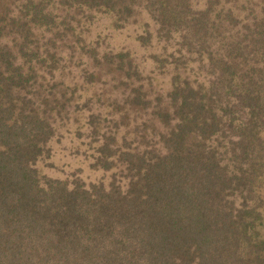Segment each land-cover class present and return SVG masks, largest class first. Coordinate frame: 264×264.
Returning a JSON list of instances; mask_svg holds the SVG:
<instances>
[{
    "label": "trees",
    "instance_id": "trees-1",
    "mask_svg": "<svg viewBox=\"0 0 264 264\" xmlns=\"http://www.w3.org/2000/svg\"><path fill=\"white\" fill-rule=\"evenodd\" d=\"M4 1L0 264H264V0ZM143 13L138 42L159 38L151 70L171 73L166 94L145 91L155 75L141 77L126 46L102 49ZM89 63L135 78L121 81L138 110L128 129L127 110L108 119L75 100L103 175L71 183L40 163L53 112L96 81Z\"/></svg>",
    "mask_w": 264,
    "mask_h": 264
},
{
    "label": "rangeland",
    "instance_id": "rangeland-1",
    "mask_svg": "<svg viewBox=\"0 0 264 264\" xmlns=\"http://www.w3.org/2000/svg\"><path fill=\"white\" fill-rule=\"evenodd\" d=\"M256 1L257 0H255V2ZM5 3L6 1L0 0V10L7 6V3ZM138 16L142 19L137 23L135 22L136 24L132 23L127 26L125 30L120 32L112 31L113 35H110L109 38L105 40H101V43L102 49L107 48L110 45L117 51L121 46H126L132 53L137 54V56H134V62L138 65L139 70L142 73L141 77L145 76L144 78H146L148 75L153 74L151 69L154 66V62L151 55L160 54L162 48L159 44V38L155 35L152 36V43H148L146 47H140L138 36L147 28L146 21H149V16L146 13H143L142 16ZM101 22L102 25L99 27L95 26L96 33L92 35L90 40H92V38L97 39L98 34H104L106 32L104 31V25H109L110 21L104 19L101 20ZM110 29L113 28L110 27ZM155 37L157 39H155ZM74 66L75 64H72L71 68L67 71L69 75L72 74V77L74 73L78 76L79 73L83 71V67ZM89 66L95 68L96 81L88 84L81 83L82 86L84 85L86 88L88 87V90L81 91L79 93L80 98L78 96L72 101H69L66 110L62 111L59 115L56 111L53 112V116L57 121L55 123L56 135L50 142L52 155L47 161L40 163V167H42V170L48 176L69 180L71 183L74 180L79 179L90 184L98 181L103 175L102 171L90 168L92 162L90 156L95 152L94 149L97 144L93 142L90 136H88L90 135L91 130L85 126L89 111L85 109L79 113L75 112V100L78 102H84L86 98H93L94 101L92 108L94 112L96 114L102 113L103 117H107L108 119H120L127 110L126 112L129 113L127 119L129 118L130 121V125H127L128 129L132 128L134 118L137 116V111L135 112V110H138L133 109L132 106L129 107L126 104L124 105L127 95L131 93V89L128 88V86L123 85L121 81L124 78L128 82H134L135 78L128 80L125 75H119V73L112 68L114 65L109 63L101 65L89 63ZM72 71H74V73ZM153 75H155V77L151 79V82L153 83V90L156 92L154 93L151 91V86L148 85V80L145 91L154 96L166 94L171 82V73L168 72L157 76L156 74ZM72 77H67V82L69 84H76L78 81H75L76 79L72 80ZM69 96H71V93L68 97ZM114 100H117L118 102L116 103ZM71 105L73 106L70 107ZM113 111L114 113L110 114ZM78 130L82 131V136L78 135ZM52 163L54 164V167L49 166V164ZM262 234L264 236V223Z\"/></svg>",
    "mask_w": 264,
    "mask_h": 264
}]
</instances>
